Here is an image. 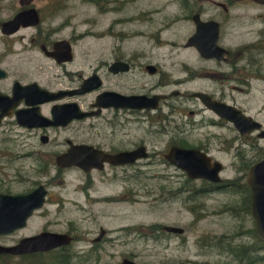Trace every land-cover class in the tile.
<instances>
[{"label": "rangeland", "instance_id": "374dc122", "mask_svg": "<svg viewBox=\"0 0 264 264\" xmlns=\"http://www.w3.org/2000/svg\"><path fill=\"white\" fill-rule=\"evenodd\" d=\"M64 1V5L58 7L50 18L46 17L42 26L52 30L54 39L63 36L72 41L73 59L58 63L32 47L27 36L20 37L21 33L12 37L0 36V66L7 70V76L0 79L4 86L11 85L14 79H35L41 83L80 81L94 69H97L106 87H112V83L148 85L161 81H181L178 88L182 91L215 89L219 86L220 83L216 80L220 78L200 70L206 63L201 61L197 52L183 46L192 28L190 19L182 16L177 22L166 26L162 31L163 38L173 42L158 47L152 46L150 39L120 38L112 34L113 18L128 15L127 7L114 12L112 3L100 7L95 2L85 0ZM145 1L151 4L150 7H164L159 13L153 14L156 21L150 25L151 29L167 22L173 12L177 15L180 11L178 3H168L170 0ZM1 3L2 18L11 16L20 5L11 0H2ZM181 12L185 14V10ZM135 26V23H116L114 30H126ZM30 30L23 31L29 33ZM133 54H136L133 56L136 65L128 73L114 76L108 69L115 55L132 57ZM145 61L159 64L163 71H146L140 65ZM194 69L198 70L199 75H203L196 81L190 79ZM254 83L259 88L254 97L258 105H264V81L257 80ZM96 94L97 90L85 94L84 104L94 100ZM195 102L194 98L174 95L171 103H163L159 112L148 118L138 117L137 113H121L116 125L119 130L112 135V145L120 147L118 144L121 140L124 145H129L130 141L143 139L152 155L141 158L139 166L106 167L104 172L94 171L92 193L95 198L91 200L85 199L83 191L78 188V184L85 179L83 171L67 169L62 174L56 164L43 163L47 159V153L53 158L63 145L42 144L38 136H31L13 118L5 119L0 124V192L24 191L32 187L34 181L36 184L46 185L48 191L46 202L33 212L27 224L10 233L0 234V243H15L20 237L36 233L48 225L50 229L58 231L73 228L77 236H82L75 238L68 246L74 252L73 260L78 264H120L124 256L148 264H239L240 257L229 249L228 242L233 247H251L253 240L254 245L258 244L253 232L254 217L240 209L245 203L244 191L239 184L243 170L238 167L239 160L232 157L237 146L240 145L243 149L248 146L246 142L241 144L238 132L231 123L222 128L202 123L198 125L199 133L191 136L194 118L190 119L188 110L194 108ZM157 114L160 121L158 116L156 118ZM111 117L113 118V110L112 113L109 109L105 110L101 117L86 119L85 126H88L89 121L95 120L93 127L101 129L102 133H109L110 127H115L109 121ZM195 118L199 121L201 116ZM258 118L264 127V109ZM77 124L74 123L71 127ZM180 128L186 130L178 131ZM209 131L219 133L212 139L213 152L224 163L221 174L233 180L234 185L197 197L194 200L197 206L193 208L188 188L195 181L183 170L165 162L163 151L173 138L180 137L193 142L201 133ZM173 133L177 136H173ZM221 136L227 137L225 144H234L228 151L218 149L222 145ZM254 139L259 141L261 147L264 146V136L256 135ZM111 175L112 179H109ZM200 182L196 181L198 185ZM173 191L178 194H173ZM105 193H112V202H106L110 199L96 197ZM161 224L181 225L185 231L168 233L159 227ZM100 226L106 228L107 238L101 243L91 244L87 237L97 235ZM245 228L251 229V235L240 233ZM260 251L264 252V247ZM44 255L45 258L38 257L39 261L50 259L51 253ZM28 259L27 256L0 255V264H26ZM32 259L35 258L31 257Z\"/></svg>", "mask_w": 264, "mask_h": 264}, {"label": "flooded vegetation", "instance_id": "af4514ba", "mask_svg": "<svg viewBox=\"0 0 264 264\" xmlns=\"http://www.w3.org/2000/svg\"><path fill=\"white\" fill-rule=\"evenodd\" d=\"M2 0H0V6ZM19 2V6L16 8L14 13L11 16H7L2 18L0 16V36H16L18 33H21L20 37L27 36L28 40L31 42V46L40 50L42 54L47 57L54 59L58 63H66L67 61H58L53 56L47 54V51L53 50L54 42L58 39H67L70 41L71 45L73 44L72 41L67 37H56L55 39L52 37V30L48 29V27H43L42 23L45 21L46 17L52 16L58 7L64 5L62 1L64 0H11ZM97 3L100 7H105L108 4L112 3V11L120 12L124 7H127L129 14L126 16H119L113 18L112 20V34L118 35L120 38L125 37H136V38H145L150 39L152 46H162L166 43H171L172 40H165L162 35V31L164 28L169 27L171 24L175 23L180 19L182 16L183 18H188L191 20V31L186 38V41L183 43V46L189 47L194 49L197 54L200 56L202 62L206 64L202 65L200 70L203 73H206L210 76H215L220 78L216 80L217 83H220L219 86H216L215 89H191L182 91L178 88V86L182 83L181 81L175 83H165L161 81V83H112V87H106L104 83H101L100 86L94 88L92 90L86 92H80L78 89L80 88L83 79L86 77H82L80 81L70 80L67 83H41L38 80L31 79V80H21V79H14L9 86H4L3 83H0V91L4 93L10 94L12 92V85L16 80H19L21 83H31L37 82L39 86L48 89L50 91L55 92L58 94L56 98L45 100L41 102H37L35 104H29L22 98L16 106L12 108L11 114H6L2 116L0 120V124L4 123L5 119L13 118L17 125L22 126L25 130L31 133V136H38L39 140L42 144H52L55 145H63V148L59 151H56L55 155L50 156L47 153V159L44 160L45 165L56 164L58 170L63 174V170L67 169H79L84 172L85 179L78 184V188L81 189L84 193L85 199H93L95 195L92 193V188L94 185V178L92 173L94 171H102L104 172L107 168L110 167H125L129 165L139 166L141 163V158H137L133 162L124 163V164H114L112 162L104 161L103 167H92L89 170L82 168L79 165L73 164L68 166H59L56 162V155L66 151L70 145L73 144H91L96 148L102 149L108 152H116L119 150H126V149H133L138 147L139 145H145L148 151V155L145 156L149 157L152 155V151L148 149L147 144L143 139L134 140L133 142L130 141L129 145H124V142L118 144L120 147H114L112 145V135H115V132L119 129L116 127L118 125L119 115L121 113H137L138 117H149L153 116L151 114L155 112H159V109L162 107L163 103H171L174 95H183L186 97H191L195 99L194 108H190L188 113L190 114V119L192 120V124L194 125L190 131V135H196L199 133L198 125L204 123H209L215 127H223L227 123H231L232 126L237 130V137L241 139L242 142L247 143V148L243 149V147H236V151L233 154V158H237L239 160L238 167L240 170H243V174L239 177L241 189L244 191V201L245 203L241 205L243 212L250 213L253 216L252 211V191L247 183V172L250 166L258 161L262 157V149L263 147L260 146L258 140L254 139V136H260V128L253 129L248 133L240 132V130L235 126V124L230 120L228 116L221 114L218 111V107H222L225 105L232 106L234 109L231 110L236 114L239 110L242 114L246 116H250L252 119L259 120L258 115L261 110L264 109V105H258V101L255 99L254 94L256 91H259L258 86H255V81L261 80L264 81V1L259 0H170V2L178 3V8L180 11L173 12V16L167 22H163L162 24L156 26L154 29L150 28V25H153L156 20H154V13H159L162 11L161 6H152L149 4L148 1L145 0H85ZM68 3V0L64 1ZM107 3V4H106ZM164 3V2H163ZM162 3V5H163ZM165 5V4H164ZM30 8H34L37 13L38 20L35 23H28V24H21L16 30L12 32H3L2 25L3 22L12 18L16 13L27 10ZM181 10H185V14L181 12ZM164 17V15H162ZM197 17L200 20L206 22L211 21L212 23H208L205 25V30L208 34L207 37H203V41L201 39L195 40L197 43H210L212 47L207 50V53L202 54L198 46L195 42L190 45H187L186 42L189 37L194 35L197 32ZM50 18V17H49ZM133 24L135 23L136 26L126 30H114L115 24H123V23ZM216 22V23H215ZM159 23H161L159 21ZM31 29L29 33H26L23 30ZM216 34V42L215 45L212 43V36ZM81 35V34H80ZM117 48V47H116ZM73 52V46H72ZM74 53V52H73ZM140 54V53H136ZM136 54H133L132 57H125L122 55H115L112 59V63L123 61L128 63L129 68L127 70H119V71H112L113 75L116 76L121 73H128L135 67V60L133 59ZM209 54V55H207ZM132 58V59H131ZM143 64V65H142ZM140 64L143 66V69L150 73H160L163 71L161 66L157 63H153L152 61H145ZM153 64L155 66V70L151 72L148 69V65ZM1 67V66H0ZM3 68V67H2ZM6 70V69H5ZM92 72H98L97 69H94ZM91 72V73H92ZM193 76L191 75L192 80L202 77L203 75L198 74V70H192ZM99 74V73H98ZM7 76L0 77L3 79ZM221 83H224L221 84ZM111 89L112 91L119 92L125 95L131 94H167L164 98H160L159 104L156 108H148V107H130V106H102L100 109L94 104V100L89 101V103L84 104L85 94L97 90V94L103 90ZM203 91L207 93L211 100H214L217 103L216 105L207 104L206 102L202 101L201 98L195 95V92ZM60 93V94H59ZM96 94V95H97ZM211 101V102H214ZM74 102L76 103L75 106L80 110L86 111H96L99 109V112L94 114H88L82 117H73L68 120L66 123H59V124H48V125H33L29 126L27 124H22L18 121L17 116L15 114L16 109L20 108H29V107H36L38 110L48 116L49 118H53V107L55 104H62V103H69ZM110 110L112 113L113 110V118L109 120L115 127H110L108 130L109 133H102L101 129L93 127L95 125V120L89 121L88 126H85V120L89 118H98L101 117L105 110ZM201 116V119L198 121L195 116ZM158 121L161 120L159 114ZM204 116V117H203ZM260 121V120H259ZM74 123H78L76 126L71 127ZM263 127V125H262ZM158 132H160V129ZM185 131V128H180L178 131ZM155 134V131H152ZM126 134V133H124ZM218 132L209 131L205 133H201L195 141L190 142L184 138H173L169 141L167 148L163 151V159L169 165H174L175 168L181 169L182 168L176 166L174 163L170 162L166 158V152L168 151L169 147L172 144H178L185 147H193L198 148L208 155L211 156L212 162L219 159L213 152V145L212 139L216 137ZM173 136H177L176 133H173ZM261 137V136H260ZM95 138H100L99 140H95ZM95 141H92V140ZM179 139V140H178ZM227 141V137L221 136V143L218 149H224L228 151L230 147L234 144L224 143ZM113 146V147H112ZM251 151V153H250ZM36 158V156H35ZM235 162V161H234ZM236 163V162H235ZM223 166L221 170H219L220 179L219 180H212L206 177H189L185 170L183 172L191 178L194 182L193 185H190L189 190V198L193 201L192 207L196 208V204L194 200L197 197L205 196L206 193L212 192L214 190H222L231 185H234L233 180L224 177L221 172L224 169V163L222 162ZM139 170V169H138ZM137 173V172H136ZM166 174V172H165ZM112 179V175L108 177ZM60 180H63L61 178ZM196 181H201L198 185ZM34 185L27 190L24 191H17L11 192L9 190L1 191L7 193H26L34 188H36L40 183L36 184L34 181ZM46 186V185H45ZM47 188V187H46ZM48 191V189H47ZM47 194V193H46ZM173 194H178L177 191H173ZM96 197L101 199H110L106 202H112V193H105L104 195H96ZM46 202V200H45ZM223 210H227V208L222 207ZM35 211V210H34ZM33 214V213H32ZM254 217V216H253ZM29 219V218H28ZM255 219V218H254ZM28 221V220H27ZM177 225V224H173ZM153 227V226H152ZM165 232L168 233H183V232H173L168 231L164 227V224L159 225ZM158 227V228H159ZM104 228V233L101 239L96 240L95 238L100 234L102 229ZM50 229L48 225L43 226L41 230ZM161 229V230H162ZM255 229V226H254ZM40 230V231H41ZM52 230V229H50ZM58 231V230H56ZM185 231V228H184ZM251 229L241 230L240 233L245 232L251 235L249 232ZM39 232V231H38ZM69 234L73 236V241L77 237H82L80 235L74 233L73 228H69L67 231ZM256 232V229H255ZM107 230L105 227L100 226L99 233L92 237H87L91 244H98L105 240L107 237ZM21 238V237H20ZM19 240V239H18ZM254 244H255V240ZM253 244V245H254ZM62 246V245H61ZM60 247V246H58ZM46 253V251H36V252H28L22 253L19 257L31 255L34 257L36 253ZM8 254V253H7ZM129 257V256H128ZM134 259L133 257H130ZM136 260V259H135ZM138 261V260H137Z\"/></svg>", "mask_w": 264, "mask_h": 264}, {"label": "water", "instance_id": "95a60500", "mask_svg": "<svg viewBox=\"0 0 264 264\" xmlns=\"http://www.w3.org/2000/svg\"><path fill=\"white\" fill-rule=\"evenodd\" d=\"M264 1V0H259ZM38 16L34 8L20 11L12 18L3 22L2 31L12 32L16 30L21 24L35 23ZM197 32L188 38L186 44L190 45L196 43L202 54L207 53V50L212 47L208 42L197 43L195 40L207 37L205 25L212 23L211 21H202L197 17ZM216 23V22H215ZM216 34L212 36V43L215 45ZM216 46V45H215ZM47 54L56 58V60L66 61L73 58L72 45L67 39H58L54 42L53 50L47 51ZM209 55V54H207ZM128 63L118 61L110 63L108 69L110 71L127 70ZM148 69L153 72L155 66L148 65ZM6 75V70L0 67V77ZM103 83L102 77L98 72H92L86 76L78 91L86 92L97 88ZM60 94V93H59ZM199 96L202 101L207 104L216 105L219 102L211 100L209 95L203 91L194 93ZM58 94L48 89H45L37 82L21 83L16 80L12 85V92L10 94L0 91V120L2 116L12 113V108L24 98L29 104L50 100L56 98ZM167 94H131L125 95L111 89L103 90L96 95L94 104L100 109L102 106H130V107H148L156 108L159 104L160 98H164ZM214 101V102H211ZM76 103H62L55 104L53 107V118L42 114L38 108H20L15 110L17 119L22 124L29 126L33 125H48L66 123L73 117H82L88 114L99 112L86 111L78 109ZM221 102L219 103V105ZM232 106L225 105L218 107V111L225 116H228L240 132L248 133L253 129H259L260 136H264V128L259 120L252 119L250 116L242 114L239 110L236 114L231 110ZM148 151L145 145H139L133 149L119 150L116 152H108L96 148L91 144H71L70 147L56 155V162L59 166L79 165L82 168L89 170L92 167L102 168L104 161L112 162L114 164H124L135 161L137 158L145 157ZM166 158L174 163L176 166L186 171L189 177H206L212 180H219V170L223 164L219 160L212 162L211 156L206 152L193 147H185L178 144H172L166 152ZM247 183L252 191V211L255 218V229L257 236L264 240V147L262 149V157L254 162L247 172ZM47 188L43 183H40L33 190L26 193H0V234L10 233L18 228L26 225L28 218L33 211L40 208L46 199ZM168 231L184 232V227L181 225L164 224ZM104 233V228L100 234L95 238L101 239ZM73 236L65 231L56 230H41L39 232L24 235L15 243L4 244L0 243V254H22L35 251H46L52 248L69 244ZM120 264H147L134 260L128 256L122 257Z\"/></svg>", "mask_w": 264, "mask_h": 264}, {"label": "trees", "instance_id": "16d2710c", "mask_svg": "<svg viewBox=\"0 0 264 264\" xmlns=\"http://www.w3.org/2000/svg\"><path fill=\"white\" fill-rule=\"evenodd\" d=\"M253 232L255 237L257 238L258 244L252 245L251 247L247 245H231L230 241L229 249L231 248L235 255L239 258V264H250L253 262H258L259 264H264V252H261L260 249L264 247V240L260 239L256 236L255 229L253 228ZM68 245L60 246L58 248L51 249L46 251V253H51L50 259L45 261H39L38 257H44L45 253H36L34 256L35 259L31 260V255H28L29 258L26 261V264H78L76 261L73 260L75 257L74 252L70 251ZM10 256L12 254H1ZM43 260V259H42ZM50 260V261H49Z\"/></svg>", "mask_w": 264, "mask_h": 264}]
</instances>
